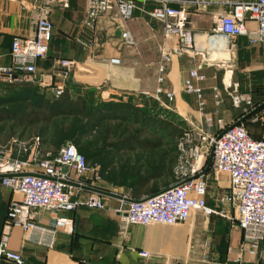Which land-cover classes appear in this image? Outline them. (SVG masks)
<instances>
[{
  "label": "crops",
  "instance_id": "1",
  "mask_svg": "<svg viewBox=\"0 0 264 264\" xmlns=\"http://www.w3.org/2000/svg\"><path fill=\"white\" fill-rule=\"evenodd\" d=\"M154 5L155 3L151 1L139 2L134 17L129 20L121 19L115 10L111 11L100 18L95 32H92L84 24L88 0H70L68 7H64L60 0H0V66H8L11 63L13 37L34 35L38 18L47 15L54 24V35L48 57L41 60L38 67L41 72L49 73L55 84L60 83L62 79L58 72L65 70L63 67L60 68L57 60L71 59L76 61V65L70 72L67 82L72 80L80 83L82 94L88 89H96L106 100L125 93L141 94L144 98L155 99L160 105L177 112L183 119L185 115L187 118L185 120L192 128L203 127L213 133L214 127H217L216 123L208 127L200 115L195 96L186 93L183 88L188 70L198 67L208 77L201 83L208 100L207 112L213 114L215 119L223 116L228 123L241 118L244 114L240 113L228 119L224 104V92H227L224 90L221 92L220 112L216 115L212 87L221 84L219 78L215 79L214 76L219 75L223 68L208 65L199 55L191 57L183 54L173 57L164 88L166 91H175V96L169 99L164 93L161 94L160 100L157 99L156 60L154 57L150 58L149 52L157 53L159 47L161 49L163 45L175 48L178 40L174 36H167L163 24L149 15ZM188 8L192 11H201L200 15L191 18L190 23L197 49L207 51L210 57L222 53L225 58L224 50L209 48V36L216 27L211 13L229 12L232 10L231 6L217 1L202 11L201 7L190 2ZM123 31L131 33L136 45L134 49L120 47V50H115L116 45H122L121 43L126 41L122 37ZM97 38L102 42L95 50ZM90 44L92 47L88 46ZM113 57H120L121 62L111 63L109 59ZM226 58L229 68L231 62L237 59L235 65L241 73L247 77L250 75L256 77L258 74L264 77V44H252L246 36H239L233 40L230 56ZM136 59L138 61L134 62ZM232 71L235 72V69L232 68ZM6 84L0 81L1 91L8 92ZM27 84L36 85L29 82L20 83L16 84L19 85L16 90ZM69 91L75 94L74 88H70ZM44 92L49 97H56L50 90ZM245 95L249 97L248 94ZM260 112L247 120L248 122L258 120L257 124L251 127L248 126V122L244 124L257 139L262 138L264 133L262 127L264 115L254 117L259 116ZM180 141H177V149L181 157ZM34 151L35 148L32 149L29 159L34 155ZM11 153L10 149L6 150L4 156L11 157ZM48 154L52 155L50 152ZM29 169L37 170L36 163L32 162ZM99 171L100 168L81 178L72 172V180L69 183L78 197L98 196L104 202V208L91 209L81 206L68 212L39 209L35 218L44 230L25 232L21 227H12L10 249L21 253L25 258V264H238L240 256L244 264H264V245L260 246L258 253L242 251L243 232L240 227L234 220L215 213L206 215L201 211H195L189 220L176 225L159 223L147 226L131 225L126 235L121 234L118 209L126 201L94 193L87 187H100L132 197L129 189L131 182L116 184L115 179L105 178ZM98 174L101 176L98 177ZM206 178L209 182L208 204L218 209L226 208V205L219 202V198L229 188V176L217 173L212 166L206 173ZM72 182L81 186H76ZM20 198L19 193L4 187L0 178V235L11 201ZM60 218L72 219L71 231ZM141 251H147L148 256L140 255ZM0 264L15 263L0 258Z\"/></svg>",
  "mask_w": 264,
  "mask_h": 264
},
{
  "label": "built area",
  "instance_id": "2",
  "mask_svg": "<svg viewBox=\"0 0 264 264\" xmlns=\"http://www.w3.org/2000/svg\"><path fill=\"white\" fill-rule=\"evenodd\" d=\"M60 1L64 7L69 6L70 0ZM150 1L155 5L149 15L163 24L167 36H174L178 40L175 48L163 45L160 49L158 85L155 90L157 99L160 100L164 93L169 99L175 96V91H166L164 88L173 57L183 54L191 57L199 55L208 65L226 70L221 84L212 87L216 115L220 112L222 90L231 97L233 106L239 108L247 96L238 93L239 82H233V71L228 69L226 57L230 56L233 40L239 36H246L252 44H264V0H88L84 24L95 32L100 18L105 14L115 10L121 19L129 20L134 17L139 2ZM217 1L231 6L232 10L211 13L216 27L209 36V48L226 52L225 58L215 60L208 56L207 51H199L196 47L190 23L191 18L200 15L201 11L190 10L188 4L192 2L205 11ZM53 35L52 20L47 15H41L36 22L34 35L14 36L10 52L11 63L0 66V81L8 84L31 82L50 90L56 97L61 95L76 61L57 60L60 68H65L58 72L62 78L58 84L54 83L49 73L39 70L38 62L46 59ZM122 37L128 43H134L129 31H123ZM88 46L92 47V44ZM109 61L119 64L121 59L113 57ZM214 78L218 79V75ZM207 79V75L198 67H192L184 78L183 88L186 93L195 96L200 115L208 127L216 123L215 133L203 127L192 128L186 133V142L193 143L197 139V143L187 147L185 141L179 142L181 160L176 169L178 181L173 184L178 185H171L143 201L139 199L136 202H123L118 209L119 231L126 235L131 225H176L189 220L195 211L206 215L215 213L234 220L240 227L243 232L242 251L258 253L260 246L264 245V133L262 138H254L244 124L230 127L235 121L228 123L223 116L215 119L213 114L208 113V100L201 85ZM38 142L39 139L36 140V145ZM213 146V168L217 173L227 174L230 179L228 190L219 198V202L227 206L222 209L208 204L209 182L206 174H202ZM32 162L36 163L37 170L29 169ZM66 167L67 171L64 170ZM98 168L100 165H91L73 143L63 145L57 155L48 154L47 158L41 160H37L34 155L28 160L0 156V174H11L1 178L2 185L21 195L20 199L12 200L9 205L0 235V258L15 264H25L24 256L10 249L11 229L15 225L25 232L44 230L35 218L39 209L68 212L81 206L104 208L105 204L98 196L78 197L69 183L72 172L81 178ZM60 220L65 223L66 228L72 230V219ZM148 254L147 251L140 252L144 257ZM238 264H244L242 256L239 257Z\"/></svg>",
  "mask_w": 264,
  "mask_h": 264
},
{
  "label": "trees",
  "instance_id": "3",
  "mask_svg": "<svg viewBox=\"0 0 264 264\" xmlns=\"http://www.w3.org/2000/svg\"><path fill=\"white\" fill-rule=\"evenodd\" d=\"M6 85L8 92L0 94V156L10 149L12 158L28 160L35 147L34 156L41 160L48 152L55 156L63 145L73 143L91 165H100L103 177L119 185L131 182L135 199L178 181L177 141L186 142L190 129L177 112L155 99L125 93L106 100L96 89L82 94V85L72 80L58 97L47 96L37 84L18 90L19 85ZM195 143L197 139L186 146Z\"/></svg>",
  "mask_w": 264,
  "mask_h": 264
},
{
  "label": "rangeland",
  "instance_id": "4",
  "mask_svg": "<svg viewBox=\"0 0 264 264\" xmlns=\"http://www.w3.org/2000/svg\"><path fill=\"white\" fill-rule=\"evenodd\" d=\"M101 42H102V40L97 38L96 43H95V45H96L95 50L97 48V45L100 44ZM123 42L121 43L122 45H116L115 50L116 49L120 50L119 49L120 47H122V48L128 47L129 49L130 48L134 49L136 47L135 43L130 44L127 41H125L124 43ZM149 55H150V58L154 57V59L156 60L155 66L157 68L158 62L160 59L159 58L160 57V47H159V51H157V53L154 51H150ZM116 58H120V57H116ZM107 59L108 58H106V60ZM136 61H138V59H136L134 62H136ZM235 64H237V59H234L233 62H231V64H230L231 67L228 68L231 70H232V68L235 69V72H233L231 74V76H232L231 78H232L233 82L238 81L240 83L239 88H238V93L242 94V95L248 94L249 97H247V99L242 102L241 106L239 108H237V107L233 106L231 97L227 93L224 92V104H225V110H226L225 112H226V115L228 116V119L233 118L236 114H239V113L245 114L247 111H250L251 109L255 108L260 103V102H258V100H261V101L264 100V79H263L264 77H259V76L253 77V75H250V77H247L245 74L241 73V71L238 69L237 65H235ZM225 72H226V70H221L219 72L218 78H219L220 82L222 81V79L225 75ZM1 93L4 94L6 92L1 91L0 94ZM260 111L261 112H260L259 116H256L257 115L256 114L254 117H261V115H264V109H262ZM183 121H184L186 127L191 130L192 125L189 122H187L185 119H183ZM255 123L257 124L258 120L255 122H251V120H249V122L247 124H248V126L251 127ZM248 126L246 125V128L252 134V132ZM262 127L264 129V126H262ZM214 129H216V128L214 127ZM214 129H213V133H215ZM209 180H211V178ZM13 227H17V226L14 225Z\"/></svg>",
  "mask_w": 264,
  "mask_h": 264
},
{
  "label": "water",
  "instance_id": "5",
  "mask_svg": "<svg viewBox=\"0 0 264 264\" xmlns=\"http://www.w3.org/2000/svg\"><path fill=\"white\" fill-rule=\"evenodd\" d=\"M120 34V31L117 32V35ZM264 107V102L261 103L260 105L256 106L255 108H253L252 110H250L249 112H247L246 114H244L241 118H239L238 120H236L234 123H232L230 125V127H233V126H236V125H240L242 123H244L248 118H250L251 116H253L254 114H256L258 111H260L262 108ZM223 134V132L218 135L217 139L220 138V136ZM213 161H214V146L212 147L211 149V152L209 154V157H208V161H207V165H206V168L204 169L203 173L202 174H206L213 166ZM65 171L68 170V168L66 167L64 169ZM11 174H0V178H3L4 176H10ZM73 183V182H72ZM75 184L76 186H81L80 184L78 183H73ZM178 184H175L173 186H177ZM172 186V187H173ZM90 191L94 192V193H97V194H100V195H106V196H110V197H114V198H117V199H120V200H123V201H126V202H136V201H139V199H135V198H132V197H128V196H125V195H122V194H117V193H114V192H111V191H108V190H105L103 188H100V187H87ZM150 196L146 197V198H143L141 199L142 201L143 200H146L147 198H149ZM140 200V201H141Z\"/></svg>",
  "mask_w": 264,
  "mask_h": 264
},
{
  "label": "bare ground",
  "instance_id": "6",
  "mask_svg": "<svg viewBox=\"0 0 264 264\" xmlns=\"http://www.w3.org/2000/svg\"><path fill=\"white\" fill-rule=\"evenodd\" d=\"M223 57V54L222 53H218L217 55H215L213 58L215 59V60H218V59H220V58H222ZM228 57V56H227Z\"/></svg>",
  "mask_w": 264,
  "mask_h": 264
}]
</instances>
